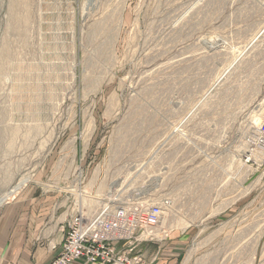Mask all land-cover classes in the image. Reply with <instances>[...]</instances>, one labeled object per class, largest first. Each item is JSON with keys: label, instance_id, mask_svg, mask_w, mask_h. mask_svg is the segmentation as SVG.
<instances>
[{"label": "rangeland", "instance_id": "rangeland-1", "mask_svg": "<svg viewBox=\"0 0 264 264\" xmlns=\"http://www.w3.org/2000/svg\"><path fill=\"white\" fill-rule=\"evenodd\" d=\"M262 136L264 0H0V205L163 202L185 264H264Z\"/></svg>", "mask_w": 264, "mask_h": 264}, {"label": "crops", "instance_id": "crops-1", "mask_svg": "<svg viewBox=\"0 0 264 264\" xmlns=\"http://www.w3.org/2000/svg\"><path fill=\"white\" fill-rule=\"evenodd\" d=\"M60 207L55 202L20 200V190L3 202L0 205V264H48L60 250L63 238L61 229L66 218ZM186 237L182 232H175L161 241L142 242L135 251L140 257L139 264H185L188 261ZM70 264L93 263L75 260Z\"/></svg>", "mask_w": 264, "mask_h": 264}, {"label": "built area", "instance_id": "built-area-1", "mask_svg": "<svg viewBox=\"0 0 264 264\" xmlns=\"http://www.w3.org/2000/svg\"><path fill=\"white\" fill-rule=\"evenodd\" d=\"M264 140V136L261 137ZM263 140H260L263 145ZM163 202L150 206L117 205L92 221L80 217L67 220L60 250L48 264L81 260L93 264H139V244L159 235ZM124 245L119 248L118 243Z\"/></svg>", "mask_w": 264, "mask_h": 264}, {"label": "bare ground", "instance_id": "bare-ground-1", "mask_svg": "<svg viewBox=\"0 0 264 264\" xmlns=\"http://www.w3.org/2000/svg\"><path fill=\"white\" fill-rule=\"evenodd\" d=\"M27 180H28V179H26V178L21 179V180L19 181V184H18L15 188H13V190L11 191V194H14L17 190H19L20 187L23 186V185L26 183ZM83 195H84V194H83ZM80 197H81V196H80ZM83 197H84V196H83ZM83 197H82L81 199H83Z\"/></svg>", "mask_w": 264, "mask_h": 264}]
</instances>
